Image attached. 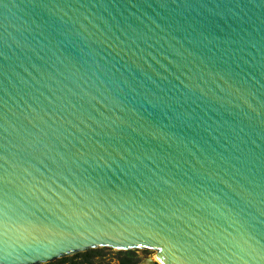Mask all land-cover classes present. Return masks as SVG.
Here are the masks:
<instances>
[{
  "label": "water",
  "instance_id": "1",
  "mask_svg": "<svg viewBox=\"0 0 264 264\" xmlns=\"http://www.w3.org/2000/svg\"><path fill=\"white\" fill-rule=\"evenodd\" d=\"M5 114L0 264H264V0H0Z\"/></svg>",
  "mask_w": 264,
  "mask_h": 264
},
{
  "label": "snow or ice",
  "instance_id": "2",
  "mask_svg": "<svg viewBox=\"0 0 264 264\" xmlns=\"http://www.w3.org/2000/svg\"><path fill=\"white\" fill-rule=\"evenodd\" d=\"M73 96H76V93L73 92L72 93ZM87 95V94H85ZM55 116V112L53 113L52 116H49V119L53 121V124L56 123V120L53 118ZM0 119H3L4 121V131L5 133L7 132V116L6 114L3 117H0ZM42 135H47V133L42 132ZM47 147V145L45 146ZM3 150L5 152H7V139L6 137L4 138L3 141ZM61 159H63V157H61ZM55 183V180H53V184ZM32 187H35V185H33ZM45 187H47V185H45ZM50 190V189H49ZM0 191L3 192L4 196L6 197L8 192H7V184L5 183V185L3 186L2 189H0ZM36 191H39V188H36ZM5 230H7V225H5ZM136 248H129V249H125L123 247H119V248H113V251L116 252H120V253H134V252H144V253H153L152 255L146 256L145 259L143 260H139V264H164V261L161 259V257L164 255V248L163 247H159L158 251L153 249L150 246V243L148 241H137L136 242ZM91 250H96L97 248L100 249H104L106 247H111V245H107L104 243H101L99 245L97 244H92L91 246H89ZM68 254H62V256L60 258H65ZM5 259H7V256H5ZM53 260L57 259L56 256L52 257ZM136 259L133 258L131 255L129 256V259L125 262V264H136Z\"/></svg>",
  "mask_w": 264,
  "mask_h": 264
},
{
  "label": "trees",
  "instance_id": "3",
  "mask_svg": "<svg viewBox=\"0 0 264 264\" xmlns=\"http://www.w3.org/2000/svg\"><path fill=\"white\" fill-rule=\"evenodd\" d=\"M108 249H99V250H94V251H89L86 253H82V254H78L74 257H70V258H66V259H62V260H58L54 263H50V264H83L80 263V261L78 260H85L88 261L87 263H90V261H100L99 264H105L103 261V256L105 255V252ZM118 255H122L124 258H122L120 264H124V262H126L129 259V256L131 255L133 258L136 259L135 257V253H120L117 252ZM124 261V262H123ZM137 263V261H136Z\"/></svg>",
  "mask_w": 264,
  "mask_h": 264
},
{
  "label": "rangeland",
  "instance_id": "4",
  "mask_svg": "<svg viewBox=\"0 0 264 264\" xmlns=\"http://www.w3.org/2000/svg\"><path fill=\"white\" fill-rule=\"evenodd\" d=\"M135 253V257H136V260H137V263L136 264H139V260H143L146 258V256H149V255H152L153 253L149 252V253H144V252H134ZM114 255H116V258L117 259H122L124 258L122 255H118L117 252L115 251H112V250H106L105 252V255L103 256V261L101 262H104L105 264H114V262L112 260H108L106 258H109V257H112ZM80 261V263H83V264H99L100 261H90V263H87L88 261H85V260H78Z\"/></svg>",
  "mask_w": 264,
  "mask_h": 264
},
{
  "label": "clouds",
  "instance_id": "5",
  "mask_svg": "<svg viewBox=\"0 0 264 264\" xmlns=\"http://www.w3.org/2000/svg\"><path fill=\"white\" fill-rule=\"evenodd\" d=\"M106 259H108V260H112V261L114 262V264H120V262L122 261V260H120V259H117V258H116V255H114V254H113L112 257H109V258H106ZM123 262H124V261H123ZM124 264H125V262H124Z\"/></svg>",
  "mask_w": 264,
  "mask_h": 264
}]
</instances>
